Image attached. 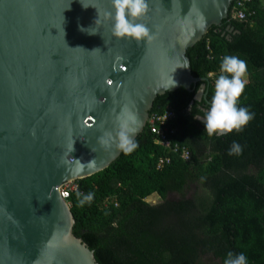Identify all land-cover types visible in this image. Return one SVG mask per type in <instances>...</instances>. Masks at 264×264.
<instances>
[{
    "label": "water",
    "instance_id": "95a60500",
    "mask_svg": "<svg viewBox=\"0 0 264 264\" xmlns=\"http://www.w3.org/2000/svg\"><path fill=\"white\" fill-rule=\"evenodd\" d=\"M233 1L148 0L137 22L155 38L137 43L113 36L111 0H0V264H99L60 187L120 156L99 140L123 109L138 117L136 139L156 96L201 82L189 106L207 100L186 52Z\"/></svg>",
    "mask_w": 264,
    "mask_h": 264
},
{
    "label": "trees",
    "instance_id": "16d2710c",
    "mask_svg": "<svg viewBox=\"0 0 264 264\" xmlns=\"http://www.w3.org/2000/svg\"><path fill=\"white\" fill-rule=\"evenodd\" d=\"M234 3L222 25H212L186 52L192 74L209 80L207 100L189 106L198 82L192 91L180 87L156 96L150 111L174 110L173 141L186 146L190 158L157 144L147 124L131 153L75 181L73 233L99 264H223L229 251L264 264V0L247 4L254 13L245 20L232 17ZM225 55L247 62L238 106L254 118L240 132L210 137L196 116L209 107ZM233 141L243 147L239 156L228 154ZM167 156L170 162L158 168ZM77 192L93 193V200L80 206ZM152 195L161 201L147 202Z\"/></svg>",
    "mask_w": 264,
    "mask_h": 264
},
{
    "label": "clouds",
    "instance_id": "9594fccd",
    "mask_svg": "<svg viewBox=\"0 0 264 264\" xmlns=\"http://www.w3.org/2000/svg\"><path fill=\"white\" fill-rule=\"evenodd\" d=\"M111 5V10L105 11L104 19L111 21L113 36L131 38L137 43L151 41L155 38V33L145 24L137 22L139 17L146 15L148 0H111ZM88 29L81 30L88 31ZM220 72L221 74L214 83L209 107L204 112L202 119L197 118L203 123V132H206L210 137L213 135L222 136L233 131L240 132L254 118V113L247 106H238L239 98L247 83L244 79L247 73V62L236 55H225L220 63ZM175 85L176 81L171 77L167 88ZM203 92L204 88L201 87L199 95ZM138 124L139 120L135 113L125 108L122 110V114L117 117L115 136L111 132H106L104 136L100 137L99 142L104 147H110L114 143L120 151L129 154L137 147L134 135ZM73 150L72 144L69 151ZM242 152L243 147L236 141H233L228 149L229 155L239 156ZM77 197H79V205L83 206L86 203H91L93 193L81 196L77 192ZM223 264H249V261L245 253L229 251Z\"/></svg>",
    "mask_w": 264,
    "mask_h": 264
},
{
    "label": "built area",
    "instance_id": "2783aa9c",
    "mask_svg": "<svg viewBox=\"0 0 264 264\" xmlns=\"http://www.w3.org/2000/svg\"><path fill=\"white\" fill-rule=\"evenodd\" d=\"M251 0H235L232 8V17L245 20L247 17L254 13V10L248 12V3ZM175 118V112L167 106L163 112H153L148 119V125L150 132L155 135V142L165 148L169 152L179 153L180 156L188 160L190 158V151L186 146H180L178 142L173 141V137L176 134L175 128L171 127L170 122ZM171 158L160 157L157 163L158 168H162L164 164L169 163ZM74 183V184H73ZM77 184L75 182L64 183L60 187V194L63 199L70 205L69 196L73 189H76Z\"/></svg>",
    "mask_w": 264,
    "mask_h": 264
},
{
    "label": "rangeland",
    "instance_id": "374dc122",
    "mask_svg": "<svg viewBox=\"0 0 264 264\" xmlns=\"http://www.w3.org/2000/svg\"><path fill=\"white\" fill-rule=\"evenodd\" d=\"M73 182H75V181H73ZM146 201L151 203V204H156V203H159L161 201V199L157 195H152V196L147 197Z\"/></svg>",
    "mask_w": 264,
    "mask_h": 264
}]
</instances>
